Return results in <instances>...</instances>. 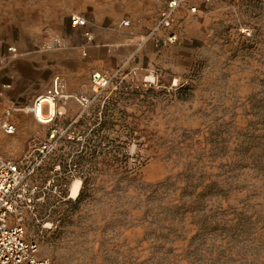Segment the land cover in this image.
Returning a JSON list of instances; mask_svg holds the SVG:
<instances>
[{
  "label": "rangeland",
  "instance_id": "rangeland-1",
  "mask_svg": "<svg viewBox=\"0 0 264 264\" xmlns=\"http://www.w3.org/2000/svg\"><path fill=\"white\" fill-rule=\"evenodd\" d=\"M168 1L0 0V43L72 55L63 93L92 97L57 101L62 134L21 205L52 264H264V0H196L163 21ZM34 100L0 108L16 126L0 128V154L47 138Z\"/></svg>",
  "mask_w": 264,
  "mask_h": 264
},
{
  "label": "built area",
  "instance_id": "built-area-1",
  "mask_svg": "<svg viewBox=\"0 0 264 264\" xmlns=\"http://www.w3.org/2000/svg\"><path fill=\"white\" fill-rule=\"evenodd\" d=\"M194 1L196 0H169L163 21L170 18L172 13L182 5H187L191 12L197 10ZM209 2L211 0H200ZM84 23V19L79 15L71 18V25L78 26ZM247 34L248 31H246ZM18 51L15 47H4L0 43V69L10 58H16ZM92 91L96 95L107 84V77L94 73L91 79ZM64 85L59 77L53 79L51 88L47 91L52 97L55 106L57 101L67 98L73 99L82 108L88 107L92 102V97L87 95H65ZM50 110V103L42 104L36 98L32 104L31 111L34 117L40 122L39 117L46 115ZM56 113L48 124V135L44 141L32 142L26 151L18 159H11L0 154V264H52L48 258L40 257L38 245L34 241L26 238L24 226L20 215L21 205L31 208L35 198L33 194L36 187H30L28 180L41 167L46 158L56 149L60 131L54 126ZM7 116V114L5 115ZM42 123V122H41ZM0 128L6 134H13L15 126L4 120ZM38 200V199H37ZM16 216L17 224H10L12 217Z\"/></svg>",
  "mask_w": 264,
  "mask_h": 264
},
{
  "label": "crops",
  "instance_id": "crops-1",
  "mask_svg": "<svg viewBox=\"0 0 264 264\" xmlns=\"http://www.w3.org/2000/svg\"><path fill=\"white\" fill-rule=\"evenodd\" d=\"M69 26L71 29L76 27L72 26L70 22ZM48 38L55 48L61 46V41L63 39H61L60 36L49 34ZM21 56L27 57L20 58ZM73 60L74 59L72 58V55L58 56L54 55L53 52H47L43 50L37 52L31 50L30 48H28L27 51L23 52L22 54H19L18 52V56L16 58H10L8 61L9 64L4 69L0 70V108L4 107L3 105L6 102L9 103L10 107L12 108L16 105H21L24 103V99L29 98L33 101L35 99L34 97H38L43 92L49 90H46L47 88L42 87L40 83L41 80L39 73L43 71V68L48 66V64H50V66L53 68L51 79L59 76L66 78L64 72L60 69L61 67H58V65L72 64ZM66 91L73 92L69 93L68 95H78L79 93L75 88H68ZM8 114L9 111H7V116L4 117H8ZM11 124L15 126V124Z\"/></svg>",
  "mask_w": 264,
  "mask_h": 264
},
{
  "label": "bare ground",
  "instance_id": "bare-ground-1",
  "mask_svg": "<svg viewBox=\"0 0 264 264\" xmlns=\"http://www.w3.org/2000/svg\"><path fill=\"white\" fill-rule=\"evenodd\" d=\"M38 101L41 102L42 104H47L50 103V110L46 115H41L39 117L40 122L42 123H47L50 122L53 119V116L56 114V106L54 104V102L52 101V97L47 94H41L37 97ZM80 180H75L72 182L71 186H70V195L72 198H75L79 192V188H80Z\"/></svg>",
  "mask_w": 264,
  "mask_h": 264
}]
</instances>
